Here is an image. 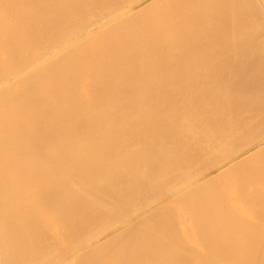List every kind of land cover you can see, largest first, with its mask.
<instances>
[{"label": "bare ground", "instance_id": "obj_1", "mask_svg": "<svg viewBox=\"0 0 264 264\" xmlns=\"http://www.w3.org/2000/svg\"><path fill=\"white\" fill-rule=\"evenodd\" d=\"M219 1L0 0V264H264V0L204 43Z\"/></svg>", "mask_w": 264, "mask_h": 264}, {"label": "rangeland", "instance_id": "obj_2", "mask_svg": "<svg viewBox=\"0 0 264 264\" xmlns=\"http://www.w3.org/2000/svg\"><path fill=\"white\" fill-rule=\"evenodd\" d=\"M173 1H174V0H172V2H173ZM220 1H221V2H220ZM220 1H219V4L221 3V5H220V7H219V5L217 4V5H218V8L221 9V6H223V5H222L223 2H225V5H224V7L222 8L221 11L225 10L224 12H225L226 14H228L229 12H230V14L226 15L224 12H223V13L220 12V9H219V12H220L219 15H220L221 18H220V17H217V16H218V12L215 10V11L217 12V14L214 12V14H215L216 16H215L213 13L209 15V16H212V15H213L212 18L215 17V19H212L211 17H210V18H209V17H208V18H207V17H204V19H198V22H199L200 24H203V27H202V25H198V28H199L198 30H199V31L196 30V31H197V34H196V35L199 36V33L201 32L200 30H202V29L204 28V26H205L204 31L206 30V33H205L204 31H202L201 33H203V34L200 33L201 36L199 37L200 39L203 38L204 43H205V41L208 42V40H207L206 37L209 36L208 38L211 39L212 35H211V37H210V32H211V34H212L213 32H218V33L220 32V33H221V32L223 31V29H224V31H225V30H229V31H231V30L233 29V27H232V29H231V28L228 29V27L234 26V24H232V21L235 19V16L238 15L237 13H239V12H237V11H238V9H237V8H238L237 5H238V2H239V4H241L242 1H241V3H240V0H238V1H237V0H234V1H232V0H230V1H229V0H224V1H223V0H220ZM222 1H223V2H222ZM226 1H227V2H226ZM235 1H237V2H235ZM229 2H230V3H231V2H234V3H236L237 5H236V4H232V3L230 4ZM170 3H171V0H170ZM228 3H229L231 6H229ZM173 4H174V5H173ZM173 4L171 3L170 6H172V7H170V6H169V7H170V11H172L173 14H174V13H175V9H176V4H175V2H174ZM242 4H243V6L245 7L246 3H245V4L242 3ZM159 5H160V6H159ZM159 5H157V6H159V7L156 6L158 10H162V9H163V6L165 7V5H162V4H159ZM161 5H162V6H161ZM226 5H228L227 7H232L233 5H236L235 7L233 6L234 9L232 8L233 11L235 10V13L237 12V13L235 14L234 17L231 16V17L233 18L232 20L230 19V16H229V15L232 14V13H231L232 10H231L230 8H227V9H226V8H225ZM238 6H239V5H238ZM174 7H175V8H174ZM216 7H217V6H216ZM216 7H215V9L218 10V8H216ZM159 8H161V9H159ZM173 8H174V9H173ZM235 8H236V9H235ZM239 8H240V7H239ZM241 8H242L243 12H244V10L246 11V9H244L242 6H241ZM172 9H173V10H172ZM226 10H228V11L230 10V11L228 12V11H226ZM242 10L239 9V11H240V13H239L240 15H239V16H240V17L238 16L239 18H241V20H242V17H244V16H242V14L244 15V13H245V12L242 13ZM213 11H214V10H213ZM227 12H228V13H227ZM224 14H225V15H224ZM144 15H145V14H144ZM144 15H143V16H144ZM221 15H222V16H221ZM226 16L228 17V19H227ZM143 18H144V17H143ZM206 18L208 19L207 21H209V23L211 22L212 25H213V26H212V25L210 24L211 27H212L211 30L208 29V27H210V25H208V23H207V21H206ZM216 18H218L217 21H216ZM219 18H220V19H219ZM224 18H225V20H224ZM229 19L231 20V21H230L231 23L229 22ZM244 19H246V17H245ZM200 20H201V21H200ZM204 20L206 21V24H207L208 27H206V24L204 23ZM210 20H212V21L215 20L216 23H217V22H219V23L222 22V23H220L221 26H223L222 29H221V26H220V29H218L219 26L216 25L215 22H212V21H210ZM220 20H222V21H220ZM226 20H227V21H226ZM236 20H238V18H236ZM202 21H203V22H202ZM224 21H225V22H224ZM243 21H244V20H242L241 22H243ZM196 22H197V21H196ZM198 22H197V23H198ZM223 22H224V24H223ZM226 22H228V24H229V23H230V24L228 25ZM237 22H239V21H237ZM213 23H214V24H213ZM219 23H217V24H219ZM233 23H236V21H234ZM220 24H219V25H220ZM222 24H223V25H222ZM231 24H232V25H231ZM241 24H242V23H241ZM241 24H239V25H241ZM225 25H228V26H227V29H226V26H225ZM237 25H238V23H237ZM217 26H218V28H217ZM235 26H236V25H235ZM196 27H197V26H196ZM201 27H202V28H201ZM214 27H216V30L214 29ZM200 28H201V29H200ZM206 28L208 29V31H207ZM234 28H235V27H234ZM236 28H238V27H236ZM213 29H214L215 31H213ZM198 32H199V33H198ZM207 32H208L209 34H207ZM189 35H190V37H192L193 34H188V36H189ZM206 35H207V36H206ZM193 37H194V35H193ZM201 37H202V38H201ZM195 38H198V37H195ZM205 38H206V40H205ZM212 39H213V38H212ZM210 41H211V40H210ZM207 42H206V43H207ZM212 42H215V40H214V41L212 40L210 43H212ZM208 43H209V42H208ZM215 43H216V42H215ZM212 44H214V43H212ZM210 46L212 47L213 45H210ZM242 64H243V63H242ZM245 64H246V68H245ZM245 64H244V67L242 66L243 68L239 66L240 71H239V68L237 67V68H238V71L236 70V72H238V73L241 72V75H242L243 73H244V74L246 73L247 76H249L250 73L252 74V73H254V72H255V74H256V73H258V74L260 73V72H259V69L262 68V67H259V66H260L261 64H256V65H259V66H255V65H254L255 67H257V68H256V71H254V69H255L254 66H253V65H250L251 67L253 66V72H252V70H251V67L249 68V65H248L247 63H245ZM261 66H262V65H261ZM247 67H248L249 69H247ZM258 67H259V69H258ZM244 68H245V69H244ZM243 70H244V71H243ZM247 70H248V71H247ZM257 71H258V72H257ZM249 72H250V73H249ZM262 72H263V71H262ZM244 74H243V75H244ZM252 75H253V74H252ZM260 75L264 76L263 73H260ZM245 77H246V75H245ZM247 78H249V77H247ZM243 168H245V167H243ZM246 169H247V168H246ZM242 170H243V169H242ZM242 170H241V173L243 172ZM251 170H252V169H249V171H251ZM256 170H257V169H256ZM256 170H254V169L252 170V173H255V174H252V176L254 175L252 178H254L256 175H258V172H257ZM244 171H245V170H244ZM253 171H254V172H253ZM245 172H246V173H242V174H243V175H242V174L240 173L239 169L237 168L236 171H234V173H233L234 176H233L232 173H230L231 176H230V175H229V176H230V177H236V176H237L238 179H240V178H241V179H248V178L251 179V175H249V177H246V178H245V175H247L248 173H250V172H248V171H245ZM235 174H236V175H235ZM250 174H251V173H250ZM227 176H228V175H227ZM227 176H226V177H227ZM238 176H239V177H238ZM247 176H248V175H247ZM255 178H256V177H255ZM220 179H221V178H220ZM213 183H217V184H218V180H217V182H213ZM219 183H220V182H219ZM218 185H219V184H218ZM209 189H210V188H209ZM40 201H41V200L38 201V205H37L36 203L33 204V206H31V210H30V207H29V210H28V211H26V210L28 209V207H26L27 209H24L26 212L22 209V210L24 211V213L22 212L23 217L21 216V218H23V219L21 220V218H20L19 221H20V222H28L29 219H30V216H31V218L35 216L36 210L34 209V208H35L34 205L38 206V208H36V209H38L37 211L40 213V210H41V209H39V204H40L39 202H40ZM243 201H245V200H243ZM253 201H254V202H253ZM253 201H252V204H251V205H253V206H250V203H249V205H248L246 202H245V203H246L248 206H250V210H251V211L254 210L255 208L260 209V210H257V209H256V210L253 211V212L256 211V212H257L256 214H260V213H261V214H264V209H263V208H264V205H262V204L264 203V200H261V203H260V202H257L256 200H253ZM255 201H256V204H257V203H258V204L260 203L262 206H261L260 204H259L258 206H254L253 203H255ZM258 201H259V200H258ZM12 202H13V204H12V205H10V204L7 205L6 208H5V206H0V217H1L0 219H5V218H6V220L8 219V221H10L11 224H12V226H13V224L15 223V220L13 219L12 215L18 211V210L15 209V206H16V204H17L18 201L16 200V203H15V201H12ZM236 202H238V200H235V203H236ZM262 202H263V203H262ZM14 203H15V204H14ZM18 203H19V202H18ZM239 203H240V204H239ZM241 203H243V204H245V203L242 202V201H241V202H240V201L238 202V204H239L240 206H242V208H244V211H246V212H243V211H242V213H245V215H242L241 211H239L241 207L239 208V205L236 203V204L238 205L237 207L239 208L238 211L241 213V214H238V217H239V215H241L243 219H240V222H241V220H242V221L245 220V222H246V219H249V217H247L249 214H246V213H249V212H250L249 210H248L249 212L247 211V209H248L249 207H248V206H245L246 204H245L244 207H243V204H241ZM256 204H255V205H256ZM13 206H14V207H13ZM260 206H261V207H260ZM2 207H3V208H2ZM247 207H248V208H247ZM253 207H254V208H253ZM11 208H12V209H11ZM178 208H180V207H178ZM242 208H241V209H242ZM251 208H253V209H251ZM10 209H11L12 211H10ZM245 209H246V210H245ZM261 209L263 210V212L261 211ZM4 210H6L7 213H6ZM32 210H35V212H34V211L32 212ZM169 210H170V209H169ZM172 210L174 211V208H173ZM176 210H177V208L175 209V212H176ZM2 211H4V212H2ZM41 211H42V210H41ZM1 212H2V213H1ZM12 212H13V213H12ZM29 212H30V213H29ZM38 212H37V216H35V217H38V218H40V217H41V218H44V217L46 216V213L44 214V211H43V212H42L43 215L40 213V217H39ZM168 212H169V211H168ZM168 212H167V213H168ZM175 212H173V214H174ZM258 212H260V213H258ZM11 213H12V214H11ZM237 213H238V212L236 211L235 214H234V215H235L234 218H236V220L238 221L239 219L237 218ZM2 214H3V215H2ZM28 214L30 215L29 217H28ZM168 214H169V213H168ZM170 214H171V211H170ZM250 214H251V213H250ZM253 214H254V215H253ZM253 214H251V216L254 217V218L256 217L255 220H256L257 222L259 221V222L257 223V225L259 224V225H258V228H259L260 226H262V227H260V229H261V228H264V225H261V224H264V221H263L264 219H262V218H263L262 215H260V218H259V215H257V216H258V218H257V216L255 215V213H253ZM246 215H247V216H246ZM2 216H3L4 218H3ZM6 216H7V217H6ZM8 216H9V217H8ZM26 216H27V218H29V219L25 218ZM43 216H44V217H43ZM243 216H245V217H243ZM246 217H247V218H246ZM252 217H251L250 221H248V223H245V222H244L243 224H246V225H247V224H249V223H252V222L254 221V218H252ZM10 218H11L12 220H9ZM239 218H241V217H239ZM245 218H246V219H245ZM26 219H27L28 221H27ZM24 220H25V221H24ZM234 220H235V219H234ZM234 220H233V221H234ZM236 220H235V221H236ZM13 221H14V222H13ZM260 221H261V222H260ZM262 221H263V222H262ZM218 222L220 223V221H218ZM222 222H223V221H222ZM222 222H221L220 224H219V223H218V224L221 226ZM240 222H239V223H240ZM254 222H255V221H254ZM260 223H261V224H260ZM218 224L216 223L215 226H216V225L218 226ZM224 224H225V221H224V223H223L222 225L225 226ZM240 224H242V222H241ZM253 224H254V223L250 224L252 228L250 227V225H247V226H249L250 229H254ZM255 225H256V223H255ZM12 226H11V225H7V226L4 228L5 230L2 229V227H0V228H1L0 231H1V230H4V231L6 232L7 229H8V230L12 229ZM215 226H212V228L215 227ZM185 227H187V226H185ZM223 228H224V227H222V228L220 229V230H221V232H220V236H222V233H223L222 231H223L226 227H225L224 229H223ZM222 229H223V230H222ZM246 229H248V228H246ZM246 229H244V230H246ZM255 229H256V228H255ZM215 230H216V229L214 228L213 230H211V232H212V231L215 232ZM220 230H216V232H218V231H220ZM239 230H240V229H238L237 231H239ZM244 230L242 229L241 231H239V233H241V232L244 231ZM10 231H11V230H10ZM10 231H9V232H10ZM226 231H228V229H227ZM237 231H236V232H237ZM257 231H258V230H257ZM187 232H188V233H187V234L185 233V234H186L187 236H189V238H188V240H187V239H186V240H187V242H189V240H190V235H191L192 233L189 232V231H187ZM224 232H225V230H224ZM236 232H230V231H228V234H227L226 232H225V234H227L228 237H229V234H231V233H233V234L230 235L231 237H232V235H235V236L238 235V236H239L240 234H238V232H237V234H235ZM258 232H259V231H258ZM190 233H191V234H190ZM202 233H203V232H198V233H196V234L201 235ZM260 233L263 234V232H259V235L261 236V237L259 236V238L261 239V238H262V235H261ZM189 234H190V235H189ZM244 234L246 235L247 233H246V232H242V235H243V236H242V235H240V236H241V237H245ZM186 235H185V237H186ZM192 235H193V234H192ZM199 235H196V237H198ZM203 235L206 236V238H203V239L205 240V241H203V242H202L203 239L199 241V240H198L199 237L196 238V237L191 236V238L194 239V244H196V243H195V238H196V239H197V240H196L197 243H199V244H197V245H200V244L203 245V247H202V245H201V247L203 248L202 250H201V248L198 247V246H195V248H193V247H194V246H193V245H194V244H193V239L191 240L192 242H189V243L192 244L191 246H193V247H191V246L189 247L186 241H185V242H186L185 244H187V245H185V246H186V247L188 246L187 248H189L190 250L192 249V251L194 250V251H199V252L201 251V252H204V250H205V253H208V252H209V254H210V250L208 249V246H207L208 243H209V241H206V239H207V237H211V236H210V234H209V236L206 235V233H205V234H202L201 236H203ZM223 235H224V233H223ZM194 236H195V235H194ZM204 236H203V237H204ZM224 236H225V235H224ZM240 236L238 237V240H239L240 242H242V244H244L243 241L245 240V238H242V239H243V241H242V240L240 239V238H241ZM231 237H229V238L226 237V240H228V243H229V244H230V243H234V242H236V241H235L236 239H234L235 237H233L234 240L229 241V239H230ZM186 238H187V237H186ZM200 238H201V237H200ZM222 238L224 239L223 241H226L225 238H224L223 236H222ZM236 238H237V237H236ZM200 242H202V243H200ZM206 242H207V244H205ZM217 242H218V246H222V245H224V244H225V245L228 244L227 242H222V241H221L222 243H221V245H219V244H220L219 239H218V241H216V242H214V243L216 244ZM214 243H212V244L214 245ZM223 243H224V244H223ZM237 243H238V242H237ZM235 244H236V243H235ZM174 245H175V247L177 246V248L179 247V246L176 245V244H174ZM210 245H211V243H209V246H210ZM216 246H217V245H216ZM233 246H234V245H233ZM197 247H198L199 249H198ZM172 248H173V247H172ZM177 248H176V249H177ZM209 248H210V247H209ZM173 249H174V248H173ZM174 251H175V249H174L173 251H171V253H173ZM171 253H170V255H173V254H171ZM168 257H169V256H168Z\"/></svg>", "mask_w": 264, "mask_h": 264}]
</instances>
